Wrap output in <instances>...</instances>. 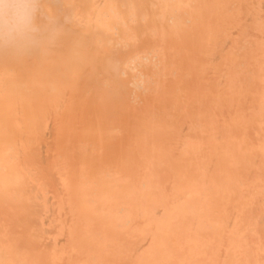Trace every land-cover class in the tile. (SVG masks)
<instances>
[{
  "label": "bare ground",
  "instance_id": "6f19581e",
  "mask_svg": "<svg viewBox=\"0 0 264 264\" xmlns=\"http://www.w3.org/2000/svg\"><path fill=\"white\" fill-rule=\"evenodd\" d=\"M46 8L0 51V264H264V0Z\"/></svg>",
  "mask_w": 264,
  "mask_h": 264
},
{
  "label": "clouds",
  "instance_id": "9594fccd",
  "mask_svg": "<svg viewBox=\"0 0 264 264\" xmlns=\"http://www.w3.org/2000/svg\"><path fill=\"white\" fill-rule=\"evenodd\" d=\"M59 27L46 0H0V51L45 50L55 42Z\"/></svg>",
  "mask_w": 264,
  "mask_h": 264
}]
</instances>
